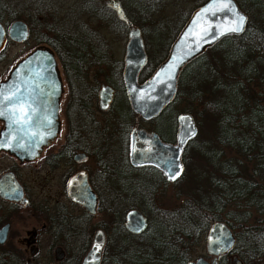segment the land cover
Instances as JSON below:
<instances>
[{
  "label": "flooded vegetation",
  "instance_id": "obj_1",
  "mask_svg": "<svg viewBox=\"0 0 264 264\" xmlns=\"http://www.w3.org/2000/svg\"><path fill=\"white\" fill-rule=\"evenodd\" d=\"M27 1L28 14L34 19L36 29L31 48L47 45L57 61L61 83L58 127L55 136L32 158L19 159L0 148V157L7 158L0 166V264H80L93 232L100 228L103 244L98 264L106 238H114L115 219L120 218L121 225L130 234L143 231L146 215L130 200L142 198L136 195L142 192H150L156 199L165 185L177 181L183 171L176 179L169 178L173 175L175 162L178 160L184 170L187 147L197 132L191 112L178 110L172 104L173 94L149 114H142L145 107L136 99L141 92L132 99L127 97L125 70L130 71L135 63L131 58L135 48V35L131 29H138L144 52V60L136 67L133 78L144 89L145 82L165 59L196 6L186 13L166 52L154 63L148 56L146 34L149 35V28L157 24L149 23L156 11L135 15L136 20L130 22L127 20L129 15L124 12L94 10L91 2L90 9H82V2L75 0L70 9L61 11L51 0ZM0 21L5 29L9 21ZM25 23L28 36L31 27ZM113 36L124 40L120 57L113 52ZM8 41L14 40L6 37L2 48ZM52 44H57L58 54ZM130 45L132 48L126 57ZM6 76L7 71L0 75V82ZM105 86L110 87V95L106 104L100 106L103 104L98 102L99 95ZM183 111L191 114L196 131L184 141L180 151H165L141 138L139 149L148 155L157 150L159 159L133 163L129 153L134 135L139 132L148 136L154 134L165 144H175L176 117ZM74 175L84 176L95 198L93 210L68 195V181ZM53 182L57 183L56 188ZM130 208L138 209L145 218L143 227L136 232L124 224L125 212ZM208 227L202 234L203 243ZM228 249L215 256V264L220 260L224 264H234L232 257L238 256ZM205 254L206 257L201 255L205 259L212 257ZM228 254L231 255L224 262ZM195 257L190 256L187 261Z\"/></svg>",
  "mask_w": 264,
  "mask_h": 264
},
{
  "label": "trees",
  "instance_id": "obj_2",
  "mask_svg": "<svg viewBox=\"0 0 264 264\" xmlns=\"http://www.w3.org/2000/svg\"><path fill=\"white\" fill-rule=\"evenodd\" d=\"M171 1L83 0L82 9H90L91 2L94 10L122 11L132 22L135 15L154 13ZM235 2L246 14L242 31L222 34L175 75L172 104L179 98L197 102L210 119L213 142L197 147L193 138L187 147H195L204 167L172 207H161L150 192L136 194L142 198L130 202L146 215V227L130 234L115 219L114 238H106L98 264H185L216 219L233 229L228 252L241 264H264V0ZM8 5L0 0V20L8 15L5 23L16 15ZM53 47L58 54L57 44ZM224 148L232 154H224Z\"/></svg>",
  "mask_w": 264,
  "mask_h": 264
},
{
  "label": "water",
  "instance_id": "obj_3",
  "mask_svg": "<svg viewBox=\"0 0 264 264\" xmlns=\"http://www.w3.org/2000/svg\"><path fill=\"white\" fill-rule=\"evenodd\" d=\"M225 3L229 4L228 8L222 7ZM205 9L208 11L205 12ZM238 16H243L246 22V14L238 7L235 0H204L197 5L172 42L165 59L145 82L144 89H141V86L135 83L133 78L136 67L144 60V52L137 35L138 29L132 28L131 31L135 35L133 41L135 48L131 58L135 63L130 71L125 70L127 97L132 99L134 95L141 92V96L136 99L141 101V106L145 107L142 114H149L165 99L172 96L177 69L186 59L200 52L222 34L238 33L225 30L238 19ZM186 33L188 34L185 35ZM26 36L27 27L22 18L11 19L5 29L0 21V49L6 37L10 40L21 41ZM131 48L132 45L127 47L126 57ZM102 90L98 102L103 105L100 106L106 104L110 95L109 86H105ZM60 92L61 83L57 61L50 47L37 45L20 56L8 69L6 78L0 82V113H3L0 115L3 121V127L0 128V148L7 150L19 159L36 156L41 146L47 140L52 139L57 132V106ZM5 96H13V99L4 101L3 97ZM22 107L23 112L19 111ZM176 118L178 128L175 144H165L154 134L148 136L142 132L136 133L131 140L129 153L131 161L138 163L159 159L157 150H154L155 154L148 155V152L139 149L138 143L141 138L162 150L179 152L184 141L191 137L193 132L195 133L196 127L191 114L187 111L179 112ZM180 169L181 165L177 160L173 175ZM67 192L73 200L81 202L87 209L93 210L95 198L87 186L84 176H72L68 181ZM144 222L145 218L138 209L130 208L125 212L124 224L130 231H138L143 227ZM233 242L234 235L229 225L223 219H216L211 222L204 234V251L211 254L212 257L205 259L199 255L188 260L186 264H215V256L227 250ZM98 243L101 246L103 244V232L100 228L93 232L80 264L97 263L100 250L96 252L95 246ZM232 260L234 264H240L237 257L233 256Z\"/></svg>",
  "mask_w": 264,
  "mask_h": 264
},
{
  "label": "rangeland",
  "instance_id": "obj_4",
  "mask_svg": "<svg viewBox=\"0 0 264 264\" xmlns=\"http://www.w3.org/2000/svg\"><path fill=\"white\" fill-rule=\"evenodd\" d=\"M51 1H53L56 7L61 11L66 10V8L70 7L71 3L75 2V0ZM76 1L82 2V0ZM8 3V7L16 11L14 18H22L25 20L31 27V33H29L27 38L23 41H8V43L4 46L0 55V75L8 71L7 69H9L20 56H22L33 46V35L36 34V29L33 24L34 19L28 14V1L11 0L10 3L8 0ZM194 6V0H172L170 3L162 4L153 14L151 22L149 23L150 25H152V23L157 24L152 25V27L149 28V35L146 34V39L149 42L147 47L148 56H150L152 60L155 61L158 57L166 52L172 37L174 36L180 24L183 22L186 13L189 12ZM175 10L176 12L173 14ZM7 16L8 15L4 14L3 20H6L8 18ZM51 28L53 29V27ZM111 43L114 54H116L117 57H120L123 52L124 40L119 39L117 36H113ZM154 63H156V61ZM173 105L178 110L189 108L188 110L193 115L197 127V132L194 136L197 147L202 145L204 142H207L209 145L213 140L212 126L208 114H206L200 108V105L197 102L187 101L184 98L177 99ZM224 154H232V150L224 148ZM6 159L7 158L4 156L0 157V166L5 164ZM203 162H205L203 158L195 152V147L190 146L185 156L183 173L177 179V181L173 182L172 184H167L161 189V191L156 196V202H158V204L163 207H171L177 204L181 196L186 191L192 189V185L195 183V173H198V171L202 170L204 167ZM53 186L56 188L57 183L54 184L53 182ZM234 206V204L227 205L225 210L231 209ZM253 215L254 218L258 216V214L254 212ZM220 216L223 217V214ZM197 255H203L205 257L207 256L204 251V243L202 240H200L199 243L194 245L191 249V257H195ZM230 255L231 254L225 256L224 262H226V257H229Z\"/></svg>",
  "mask_w": 264,
  "mask_h": 264
},
{
  "label": "snow or ice",
  "instance_id": "obj_5",
  "mask_svg": "<svg viewBox=\"0 0 264 264\" xmlns=\"http://www.w3.org/2000/svg\"><path fill=\"white\" fill-rule=\"evenodd\" d=\"M222 7L223 8H228L229 4L225 3V4L222 5ZM204 11L207 12L208 9H205ZM244 22H245V18L243 16H238V19L233 21L231 26L227 27L225 30L226 31H231V32L242 31ZM194 23H195V21H194ZM187 34L188 33H186L185 35H187ZM193 35H196V34L193 33ZM172 67L174 69L175 66L173 65ZM13 96H15V94H13ZM13 96H5V97H3V100L4 101H11L13 99ZM19 111L23 112L24 111L23 107L21 109H19ZM2 114L3 113H0V115H2ZM193 134H195V133L193 132ZM182 171H183V169L181 168L179 172H176L174 175H171L169 178L173 179V180L176 179L180 175V172H182ZM100 247H101V245L98 243L95 246V251L99 252Z\"/></svg>",
  "mask_w": 264,
  "mask_h": 264
}]
</instances>
